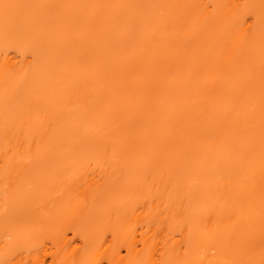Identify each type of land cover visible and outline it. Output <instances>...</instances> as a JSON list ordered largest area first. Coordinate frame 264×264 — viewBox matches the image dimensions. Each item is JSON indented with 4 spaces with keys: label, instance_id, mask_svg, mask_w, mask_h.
<instances>
[{
    "label": "bare ground",
    "instance_id": "1",
    "mask_svg": "<svg viewBox=\"0 0 264 264\" xmlns=\"http://www.w3.org/2000/svg\"><path fill=\"white\" fill-rule=\"evenodd\" d=\"M50 260L264 264V0H0V264Z\"/></svg>",
    "mask_w": 264,
    "mask_h": 264
},
{
    "label": "rangeland",
    "instance_id": "2",
    "mask_svg": "<svg viewBox=\"0 0 264 264\" xmlns=\"http://www.w3.org/2000/svg\"><path fill=\"white\" fill-rule=\"evenodd\" d=\"M47 259H48V258H47ZM48 260H49V259H48ZM50 262H51V260L49 261V263H48V262H47V263H48V264H51Z\"/></svg>",
    "mask_w": 264,
    "mask_h": 264
}]
</instances>
